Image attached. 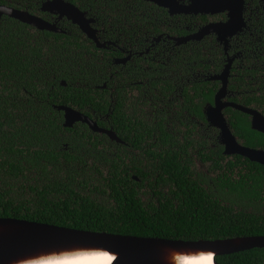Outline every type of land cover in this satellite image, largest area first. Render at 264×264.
<instances>
[{
	"label": "trees",
	"instance_id": "trees-1",
	"mask_svg": "<svg viewBox=\"0 0 264 264\" xmlns=\"http://www.w3.org/2000/svg\"><path fill=\"white\" fill-rule=\"evenodd\" d=\"M42 1L0 0V5L33 13ZM64 1L83 4V10L93 2L103 3ZM104 3L111 14L121 9L117 0ZM29 30L22 23L0 17V218L165 240L264 236V167L245 159L233 157V164L245 169L238 180L223 174L213 182L214 189L208 185L207 190L201 187L205 181L197 184L184 178L186 169L173 166L167 152L156 168L150 166L159 175L155 185L149 181L150 175L134 166L127 172L113 160L108 161L106 176L103 153H95L88 166L78 155V138L93 134L81 125L61 127V113L53 107H88L104 113L101 103L85 88L91 87L88 83L92 81L99 85L102 79L95 73H103L105 64L96 62V54L90 53L92 46L79 44L76 53L69 38ZM205 100L210 102V96ZM189 111L199 116L197 108ZM228 112L235 120L236 135L244 140L249 136V146L263 148L264 136L249 130L246 117ZM142 131L143 137H150V128ZM171 174L173 187L166 193L156 190L158 185L170 184ZM144 181L147 193L140 191ZM146 195L155 199L141 201L140 196ZM214 261L264 264V248L217 256Z\"/></svg>",
	"mask_w": 264,
	"mask_h": 264
},
{
	"label": "flooded vegetation",
	"instance_id": "flooded-vegetation-1",
	"mask_svg": "<svg viewBox=\"0 0 264 264\" xmlns=\"http://www.w3.org/2000/svg\"><path fill=\"white\" fill-rule=\"evenodd\" d=\"M45 1L33 13L22 11L55 25L59 32L28 26L29 32L69 38L76 53L79 44L92 46L90 53L96 54V62L105 64L101 66L105 69L103 73H95L102 79L99 85L92 81L88 83L91 87L85 88L105 112L88 107L70 108L112 133L105 136L89 131L83 123L72 124L70 128L81 125L93 134L78 138L81 144L78 155L88 166L91 167L95 153H103L107 160L106 176L108 161L113 160L127 172L134 166L150 175L149 181L155 185L159 175L150 166L156 168L167 152L173 166L186 169L184 178L190 177L197 184L205 181L201 184L204 190L208 185L214 189L213 182L223 174L230 180H238L245 169L236 167L233 157L245 158L225 154L219 129L206 119V111L213 107V98L219 92V102L225 105L220 114L235 143L247 149L264 150L249 146L246 142L249 136L244 140L236 135L235 120L228 112L244 115L249 130L250 118L230 104L253 110L264 118V0H232L229 7L213 14L175 13L143 0H117L121 9L115 10L116 15L109 9L106 11L104 0L101 5L93 2L85 10L80 9L83 4L72 5L90 21L88 27L95 41L86 38L65 18L41 12L40 5ZM174 1L178 7L189 4V0ZM229 14L238 15L239 21L236 24L232 20L225 33H210L199 40L186 39L207 25L228 23ZM96 43L101 47H96ZM207 96L210 102L205 100ZM190 108H197L199 116L190 113ZM143 128H150L149 138L142 136ZM159 129L166 137L159 135ZM131 178L139 182L134 176ZM168 178L170 184L158 185L156 190L166 193L173 187L174 176ZM142 183L140 191L147 193L148 183ZM140 198L155 199L149 195Z\"/></svg>",
	"mask_w": 264,
	"mask_h": 264
},
{
	"label": "water",
	"instance_id": "water-1",
	"mask_svg": "<svg viewBox=\"0 0 264 264\" xmlns=\"http://www.w3.org/2000/svg\"><path fill=\"white\" fill-rule=\"evenodd\" d=\"M143 1L175 13L213 14L229 7L232 0H189V4L185 7L176 6L174 0ZM39 10L57 15L59 18H65L71 24L77 26L86 38L95 41L93 31L88 27L90 21L85 20L83 14L71 4L63 0H47L40 5ZM1 16L13 19L39 31L59 32L55 25L44 22L26 11L0 5ZM228 18V23L207 25L192 37L186 39L199 40L210 33H225L226 29L232 25V20L236 24L239 21L238 15L229 14ZM95 46L101 47L97 43ZM60 84L64 85L63 82ZM220 98V92L214 96L213 107L207 109L206 119L209 125L219 129L225 148L224 153L237 154L250 162L264 165V150L247 149L235 143L234 138L223 123L220 111L225 105L219 102ZM229 106L250 118L251 130L264 134L263 117L250 109L232 104ZM54 109L62 112V127L64 128H70L73 123L80 122L85 124L88 130L93 133L112 136V133L98 128L94 122L70 108L55 106ZM77 247L93 248L99 252L103 250L112 254L114 257L109 262L110 264H170V262H166L171 250L188 251L192 252L190 255H196L194 252L199 253L198 249L205 248L212 252L211 264H217L214 261L217 256L264 248V236L237 237L213 241L165 240L88 232L25 220L0 218V264H18L19 261L29 259L40 252L68 251Z\"/></svg>",
	"mask_w": 264,
	"mask_h": 264
},
{
	"label": "bare ground",
	"instance_id": "bare-ground-1",
	"mask_svg": "<svg viewBox=\"0 0 264 264\" xmlns=\"http://www.w3.org/2000/svg\"><path fill=\"white\" fill-rule=\"evenodd\" d=\"M198 251L200 252H194L196 255H190L192 252L171 250V253L167 256L166 263L209 264V261L204 258L209 254L212 255V252L205 248L198 249ZM113 257L112 254L103 250L99 252L93 248L87 249L77 247L68 251L40 252L29 259L19 261L18 264H110L109 262H111Z\"/></svg>",
	"mask_w": 264,
	"mask_h": 264
},
{
	"label": "clouds",
	"instance_id": "clouds-1",
	"mask_svg": "<svg viewBox=\"0 0 264 264\" xmlns=\"http://www.w3.org/2000/svg\"><path fill=\"white\" fill-rule=\"evenodd\" d=\"M206 259L209 261V264H211L213 256L211 254H209V255L206 256Z\"/></svg>",
	"mask_w": 264,
	"mask_h": 264
},
{
	"label": "snow or ice",
	"instance_id": "snow-or-ice-1",
	"mask_svg": "<svg viewBox=\"0 0 264 264\" xmlns=\"http://www.w3.org/2000/svg\"><path fill=\"white\" fill-rule=\"evenodd\" d=\"M204 259H206V258H204Z\"/></svg>",
	"mask_w": 264,
	"mask_h": 264
}]
</instances>
